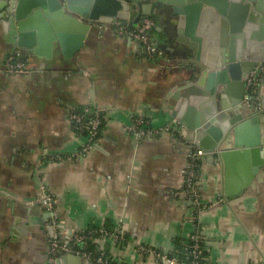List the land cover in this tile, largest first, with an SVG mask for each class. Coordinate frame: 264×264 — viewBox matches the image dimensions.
Segmentation results:
<instances>
[{
    "label": "crops",
    "instance_id": "crops-1",
    "mask_svg": "<svg viewBox=\"0 0 264 264\" xmlns=\"http://www.w3.org/2000/svg\"><path fill=\"white\" fill-rule=\"evenodd\" d=\"M152 4L149 17L158 43L154 59L143 54L140 44L96 24L83 32L72 30L67 21L59 29L67 35L63 47L47 40L39 52L17 47L0 26V264H53L44 209L32 203L41 184L53 193L58 217L68 229L81 230L93 221L107 228L124 222L128 244L112 250L125 264H161L137 247L170 252L195 226L203 230L210 264H264V165L240 193L241 176L229 177L235 196L227 199L222 163L206 155L195 179L200 204L181 195L187 144L167 133L136 139L125 129L135 116L154 126L172 120L166 95L192 69L191 49L183 42L191 39L176 33L171 6ZM228 4L237 20L252 17L261 23L252 6L245 8L247 2ZM201 19L197 16L198 26ZM202 22L209 44L215 26L210 18ZM79 35L85 37L76 46ZM63 48L73 56H65ZM12 52L26 60L29 73L3 70V59ZM260 95L264 105V87ZM83 106L106 117L98 143L84 155L85 138L67 120L69 112ZM258 121L264 146V114Z\"/></svg>",
    "mask_w": 264,
    "mask_h": 264
},
{
    "label": "water",
    "instance_id": "water-1",
    "mask_svg": "<svg viewBox=\"0 0 264 264\" xmlns=\"http://www.w3.org/2000/svg\"><path fill=\"white\" fill-rule=\"evenodd\" d=\"M144 1L0 0V26L6 38L17 47L35 48L39 52V46L47 40L55 39L54 45L59 43L63 47L67 35L59 29L67 21L72 30L83 32L97 20L124 23L132 20L130 24L136 26L143 17L150 16L152 3L170 5L167 9L177 20L176 33L191 39L183 42L191 49L187 60L192 69L180 85L168 91L166 108L192 133L198 151L222 163L224 196L230 199L235 194L227 184L229 177L241 176L244 185L237 192L240 193L264 165V146L258 140V116L264 110L253 108L243 98L251 71L264 60V0H239L248 3L245 8L252 6L251 13L261 17L260 24L252 22V17L237 20L228 0H146L151 3L150 8ZM232 1L235 0H229ZM197 16L202 18L199 26ZM208 18L215 26V38L209 41L210 46L202 22ZM84 37L79 35L76 46ZM153 38L157 45V38ZM63 54L73 56L70 49L63 48ZM51 56L57 62L58 50H53ZM261 87H264V76ZM247 132L254 134L249 140L244 138ZM49 216L44 210V222ZM74 259L81 260L78 255L66 254L59 256L56 263L65 264L66 260Z\"/></svg>",
    "mask_w": 264,
    "mask_h": 264
},
{
    "label": "built area",
    "instance_id": "built-area-1",
    "mask_svg": "<svg viewBox=\"0 0 264 264\" xmlns=\"http://www.w3.org/2000/svg\"><path fill=\"white\" fill-rule=\"evenodd\" d=\"M102 30H109L116 35L127 37L140 44L143 54L154 59L158 54V47L152 35L154 21L151 17H143L133 26L121 21L109 22L99 20L94 22ZM3 70L13 74H27L30 72L26 60L18 52H12L3 59ZM264 76V60L250 73L243 98L253 108L264 110L261 101V80ZM105 115L99 111H93L89 106L72 110L68 113V123L73 132L82 135L85 140L80 150L84 155L93 149L98 143L101 126L105 121ZM134 138L146 136H158L164 133L180 139L189 147L188 164L183 170L184 187L181 195L189 197L200 203L201 196L196 190L197 168L207 154L197 150L194 142L187 136L185 128L173 118L162 126H154L149 119L135 116L131 123L125 126ZM32 203L41 206L50 213L44 222V231L47 237V253L53 264L61 255L74 254L82 258L83 264H125L120 254L113 252V246L128 244L127 230L124 222L114 228H107L93 221L84 229H68L58 217L55 197L46 184H41L36 198ZM201 204V203H200ZM138 250L153 254L161 264H210L205 246L203 230L196 227L181 241V246L173 248L170 252L159 251L150 247L140 246ZM183 251L184 258L177 253Z\"/></svg>",
    "mask_w": 264,
    "mask_h": 264
},
{
    "label": "trees",
    "instance_id": "trees-1",
    "mask_svg": "<svg viewBox=\"0 0 264 264\" xmlns=\"http://www.w3.org/2000/svg\"><path fill=\"white\" fill-rule=\"evenodd\" d=\"M176 246L178 247V248H180V246H181V241L178 239L177 240V242H176ZM179 252L177 253L181 258L183 257L184 258V255H183V251H181V250H178Z\"/></svg>",
    "mask_w": 264,
    "mask_h": 264
}]
</instances>
